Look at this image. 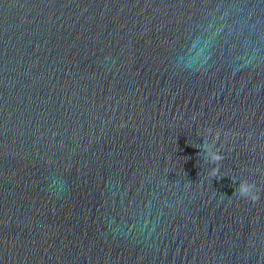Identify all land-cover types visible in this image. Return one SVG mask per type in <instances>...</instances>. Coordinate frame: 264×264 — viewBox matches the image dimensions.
Masks as SVG:
<instances>
[{"label": "water", "instance_id": "water-1", "mask_svg": "<svg viewBox=\"0 0 264 264\" xmlns=\"http://www.w3.org/2000/svg\"><path fill=\"white\" fill-rule=\"evenodd\" d=\"M0 264H264V0H0Z\"/></svg>", "mask_w": 264, "mask_h": 264}, {"label": "clouds", "instance_id": "clouds-1", "mask_svg": "<svg viewBox=\"0 0 264 264\" xmlns=\"http://www.w3.org/2000/svg\"><path fill=\"white\" fill-rule=\"evenodd\" d=\"M218 134H212V143L215 142ZM202 149L208 158V162L217 165L212 167L209 171V175L212 177H217L218 173V162L222 160V156L218 154V151L212 150V145L209 142L202 144ZM259 189L253 183L247 180H241L236 188V194L252 203H255L259 199Z\"/></svg>", "mask_w": 264, "mask_h": 264}]
</instances>
